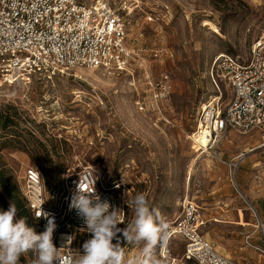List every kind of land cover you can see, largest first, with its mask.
Returning a JSON list of instances; mask_svg holds the SVG:
<instances>
[{"label": "rangeland", "instance_id": "374dc122", "mask_svg": "<svg viewBox=\"0 0 264 264\" xmlns=\"http://www.w3.org/2000/svg\"><path fill=\"white\" fill-rule=\"evenodd\" d=\"M115 1L127 13L128 41L144 59L143 70L122 75L75 69L0 89V174L9 191L0 185V210L8 209L10 195L22 199V177L30 167L51 189L90 166L107 186L119 187L129 206L125 224L134 217L131 201L138 193L169 226L183 202L192 200L205 214L215 207L225 215L220 221L229 222L207 224L202 231L211 234L210 241L230 250L243 242L251 253L248 264H264L255 249L264 251V131L231 132L216 151L204 154L196 152L192 138L201 107L214 101L225 107L232 97L226 83L214 82L217 57L231 55L246 64L253 44L264 38V0ZM157 51L160 57L154 59ZM161 80L170 91L159 111L151 104ZM138 102L147 104L145 112ZM238 212L241 226L232 224ZM30 226L44 231L34 221ZM245 236H251L252 246ZM89 238H78L75 255ZM162 246L156 249L160 264H196L184 258L180 238L170 241L165 258ZM122 247L127 260L143 244ZM35 258L26 253L19 264H33Z\"/></svg>", "mask_w": 264, "mask_h": 264}, {"label": "built area", "instance_id": "2783aa9c", "mask_svg": "<svg viewBox=\"0 0 264 264\" xmlns=\"http://www.w3.org/2000/svg\"><path fill=\"white\" fill-rule=\"evenodd\" d=\"M129 25L127 13L116 6L115 0H0V89L26 86L34 79L51 80L75 69L133 75L143 70L145 61L129 44ZM153 57L158 59L160 53H153ZM145 75L151 80L147 72ZM212 76L216 84L224 82L230 87L232 97L225 107L220 101L201 107L193 136L209 131L208 146L199 147L203 154L216 151L231 132L249 135L264 131V38L253 44L246 64L231 55L217 57ZM166 81L156 84L159 90L153 95L151 105L159 111L169 99ZM149 85L154 87L152 81ZM137 106L140 112L147 110L146 103L138 102ZM80 177L86 178L85 188L91 187L89 181L96 178V193L101 200L119 208L125 224L129 206L121 200L119 187L107 186L101 174L90 166L68 175L54 190L47 188L36 168L26 169L22 177L21 192L40 229L45 230L47 220L35 215L44 212L55 219L54 244L57 241L58 248L65 245L60 249V264L74 259V245L79 237L90 236L83 220L69 208ZM204 227L199 205L185 200L182 212L169 227V238L161 254L164 250L166 254L168 243L178 237L185 245L187 261L243 264L220 254L202 233ZM249 240L247 237L246 243L252 246ZM255 249L264 257L263 250Z\"/></svg>", "mask_w": 264, "mask_h": 264}, {"label": "clouds", "instance_id": "9594fccd", "mask_svg": "<svg viewBox=\"0 0 264 264\" xmlns=\"http://www.w3.org/2000/svg\"><path fill=\"white\" fill-rule=\"evenodd\" d=\"M85 182L86 178L80 177L69 208L83 220L90 238L68 264H160L156 249L167 243L170 226L158 210L150 207L145 194L138 193L132 199L134 217L124 224L119 208L101 200L96 193V178L89 181L91 187L85 188ZM17 211L15 203H10L7 210H0V264H19L21 256L29 252L36 255L33 264H60V249L65 245L57 248L53 242L57 227L54 217L44 212L35 215L47 220L45 230L38 234L27 224L26 217H17ZM120 224L125 227H119ZM125 242L142 243L143 247L137 256L125 260L122 247Z\"/></svg>", "mask_w": 264, "mask_h": 264}, {"label": "crops", "instance_id": "0c3cea01", "mask_svg": "<svg viewBox=\"0 0 264 264\" xmlns=\"http://www.w3.org/2000/svg\"><path fill=\"white\" fill-rule=\"evenodd\" d=\"M200 207V206H199ZM200 209H201V207H200ZM201 213H202V215H203V219H204V221H205V226L207 225V224H210V223H212V224H225V223H229V222H224V221H220V219L218 218V216H225V215H223L222 213H220L219 211H217V209L215 208V207H211L210 209L208 208V212L205 214V213H203V211H202V209H201ZM243 217L245 216V214H243L242 215ZM236 222L235 223H232V224H236V225H238V226H241L242 225V223H241V215H240V213L238 212L237 213V215H236ZM231 224V223H230ZM202 233L204 234V236H205V238L207 239V240H209L208 238L211 236V234L209 233V232H207L206 234L202 231ZM247 237H249L250 238V240H249V243L251 244L252 243V240L253 239H251V236H245L243 239H244V241H245V244H246V238ZM173 239H175V238H173ZM172 239V240H173ZM210 241V240H209ZM215 247H216V249H217V251L220 253V254H222V255H224V256H226V257H228V258H231V259H234V260H238V261H240L241 263H243V264H248V263H250V260L248 259L249 258V254H251L250 252H248V249L246 248V247H244V243L242 242L241 243V248H239V249H237V250H230L229 248H225V246H224V244H223V242H222V244H220L219 245V243H217L216 241H210ZM170 243V242H169ZM168 243V244H169ZM164 245V244H163ZM217 245V246H216ZM252 245V244H251ZM168 246V245H167ZM248 255V256H247ZM162 257H163V255H161ZM165 258V257H164ZM174 261V260H173Z\"/></svg>", "mask_w": 264, "mask_h": 264}, {"label": "trees", "instance_id": "16d2710c", "mask_svg": "<svg viewBox=\"0 0 264 264\" xmlns=\"http://www.w3.org/2000/svg\"><path fill=\"white\" fill-rule=\"evenodd\" d=\"M0 185L6 192H9L5 176L2 173L0 174ZM51 189L54 190V189H57V187L51 188ZM21 196H22V199L21 198H17V197H13L12 195H10L9 197H10L12 203H15V205L17 207V210H18L17 211L18 212V216L17 217L18 218L19 217H26L27 218L26 222L30 226L31 221H34V219L32 218L31 213L28 210L27 202H26L22 192H21ZM25 207H26V209H25ZM28 213L30 214V216L28 215Z\"/></svg>", "mask_w": 264, "mask_h": 264}, {"label": "bare ground", "instance_id": "6f19581e", "mask_svg": "<svg viewBox=\"0 0 264 264\" xmlns=\"http://www.w3.org/2000/svg\"><path fill=\"white\" fill-rule=\"evenodd\" d=\"M250 58H251V55H250ZM219 99H220V98H219ZM219 99H218V100H219ZM215 100H217V99L215 98ZM218 100H217V101H218ZM203 106H206V104H204ZM192 138H193V141H194V149L196 148V149H197L196 152H200V150H199V147H200V146H201V147H203V146H204V147L208 146V143H209V141H210V133H209L208 130H205V131H203V132H201V133H198V134L192 136ZM200 156H201V154L198 155L197 159H199Z\"/></svg>", "mask_w": 264, "mask_h": 264}]
</instances>
